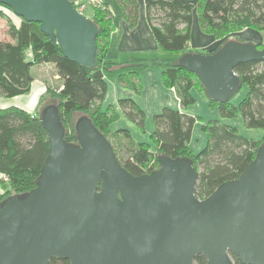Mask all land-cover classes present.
Instances as JSON below:
<instances>
[{"label": "water", "instance_id": "obj_1", "mask_svg": "<svg viewBox=\"0 0 264 264\" xmlns=\"http://www.w3.org/2000/svg\"><path fill=\"white\" fill-rule=\"evenodd\" d=\"M58 44L80 66H95L97 28L68 0H0ZM264 63V47L229 39L208 54L188 52L177 65L192 73L206 98L228 102L241 88L234 68ZM38 120L48 153L36 186L0 202V264H264V142L237 179L206 199L195 196L191 159L158 155L159 167L134 176L87 116L65 141L56 106Z\"/></svg>", "mask_w": 264, "mask_h": 264}, {"label": "trees", "instance_id": "obj_2", "mask_svg": "<svg viewBox=\"0 0 264 264\" xmlns=\"http://www.w3.org/2000/svg\"><path fill=\"white\" fill-rule=\"evenodd\" d=\"M122 19L129 28L137 23V0H115ZM89 19L97 28L95 37V66L86 68L67 60L57 43L39 31L37 23L24 22L10 9L0 4V19L5 20L8 39H0V97L14 98L29 94L34 82L31 69L51 65L59 81L57 92L49 93L52 105L58 109L64 126L65 141L76 142L74 115L87 116L99 132L110 141V126L119 118L112 106L101 109L107 91L106 76L115 75L117 82L138 95L142 89L140 74L150 68H162L161 83L173 89L181 110L195 103L193 90L203 92L196 77L177 65V59L189 50L193 14L197 15L202 32L221 40L243 29H251L264 36V0H196L193 4L177 0H148L145 18L159 51L176 54L168 60L131 58L116 63L105 58L109 35L113 30V16L106 4L94 7ZM14 18L18 21H14ZM264 46L256 44V48ZM217 50V49H216ZM215 50V51H216ZM31 57L27 58L26 52ZM214 52V51H213ZM211 52V53H213ZM246 93L237 106L228 102L209 101L216 107L219 117H240L247 129L264 131V63L239 64L234 68ZM117 108L122 116L144 133L145 113L131 98L119 99ZM200 119L168 107L153 115V130L149 143H136L128 130L115 134L120 138L113 145L119 164L130 174H149L159 167L158 155L171 159L187 157L197 169L195 196L206 199L222 183L232 181L254 159L257 147L264 140H252L239 134L237 128L218 120L200 123L206 141L202 149L193 153L190 140L193 126ZM48 135L38 120V115L25 109L9 106L0 108V202L13 194L29 192L36 186L42 163L48 153ZM155 150H152L151 147ZM234 264H241L231 254ZM51 264H68L54 261ZM194 264H207L198 256Z\"/></svg>", "mask_w": 264, "mask_h": 264}, {"label": "crops", "instance_id": "obj_3", "mask_svg": "<svg viewBox=\"0 0 264 264\" xmlns=\"http://www.w3.org/2000/svg\"><path fill=\"white\" fill-rule=\"evenodd\" d=\"M105 1L106 0H103L104 3ZM147 1L148 0H137V4H138L137 23L133 28H129L127 23L122 19L119 6L117 4L116 6H114V10L116 11L115 12L116 14L111 12L113 16V30L109 35V43L105 55L106 59L116 63H121L131 58L158 59V60H168V59L176 58L177 55L173 56L159 51L145 18V5ZM177 1L182 3L193 4L195 3L196 0H177ZM233 36H237L239 41L242 42H251L254 44L261 42L260 34L251 30H247L245 33L244 32L235 33L233 34ZM220 43L221 40H217L213 36L205 34L204 32L201 31L198 24L197 15L194 13L191 23V29H190L189 50L191 51L204 50L207 53H211L220 46ZM26 56L27 58L31 57L30 51L26 52ZM45 67L52 68L51 65L45 64V65L36 66V69L44 70ZM32 69L35 70V67H33ZM161 72L162 69H160L159 67L150 68L142 72L140 74L142 89L138 95H135L132 90L121 86L111 75L106 76V81H107L106 95L103 101L98 105L101 107V109H105L108 106H112L119 115L117 121L110 126L111 139L113 137L116 140H118L120 138V135L115 133L118 130L125 129L129 131L133 142L149 143V139L147 138H149V135L152 132V129L146 130V126H145V130H144L145 138L143 139L139 138V134H140L139 129L133 123L125 119L122 116L120 110L117 108V101L119 99H124V98L133 99L136 102V104L145 113L146 119L148 116L147 111H150L151 113L150 115H155L164 107L182 111L174 90L172 88L171 89L165 88L161 83ZM53 78L57 79V76L54 75ZM41 83L43 84V82ZM192 94L194 97H196L195 92L194 93L192 92ZM185 112L189 115L190 114L193 115L191 108H187ZM151 148L152 150H155L153 146ZM190 149L193 152L191 146Z\"/></svg>", "mask_w": 264, "mask_h": 264}, {"label": "rangeland", "instance_id": "obj_4", "mask_svg": "<svg viewBox=\"0 0 264 264\" xmlns=\"http://www.w3.org/2000/svg\"><path fill=\"white\" fill-rule=\"evenodd\" d=\"M103 2V1H102ZM102 3L94 6V7H100ZM105 4L109 8L111 12L116 14L114 10V6H116V1L115 0H106ZM94 9L92 6L88 5L83 12V16L87 19H91L93 17ZM14 21H18L17 19L14 18ZM5 20L0 19V39H8L6 36L5 32ZM247 30L251 29H243L240 32L245 33ZM253 31V30H251ZM239 33V32H238ZM232 36V37H231ZM261 42L257 44H261V46H264V36L260 35ZM228 39H233V40H239L237 36H233V34L228 36ZM176 56V54H169ZM162 69V68H160ZM144 72V71H142ZM141 72V73H142ZM31 73L34 77V83L32 84L31 91L29 94L24 95V96H19V97H14V98H2L0 97V108L4 107H9V106H15L19 107L22 109H25L26 111L30 113H35L37 115L40 114L42 109L49 104H52L53 98L50 97L49 93H45V88L49 90L50 93L52 92H57L58 87H59V81L54 77V72L52 68H47L45 67L44 70H38L35 67L34 69H31ZM107 75H111L112 77L115 78V75H112L108 73ZM116 80V78H115ZM141 80V79H140ZM43 82V84L41 82ZM117 81V80H116ZM142 83V82H141ZM195 92L196 97L195 98V103L188 108H191L193 115L198 117L200 119L199 122H197L192 129V136H191V143L190 146L193 150L194 153H197L200 149H202L205 145V135L200 131V123L204 122L206 123L209 120H218L223 124L231 125L237 128L239 134L242 136L252 139V140H264V131L259 130V129H247L243 123L240 117H235L233 119H223L219 117V113L216 107H212L209 105L208 100L205 96L204 93H201L199 91L193 90V93ZM246 93V88L245 86H242L239 91L229 100V103L231 105L237 106V104L240 102V100L244 97ZM187 108L182 109V112L187 114L185 112ZM150 111H147V119L145 117L144 122V130L146 126V130H153V125H152V118L153 115H150ZM189 115V114H188ZM79 118V115H74L72 117V123L74 124L76 120ZM146 123V124H145ZM145 134L141 133L139 134V138H145ZM147 137V135H146ZM148 139V138H147ZM110 141L112 142L113 145L116 144V139L110 137ZM147 142V141H146ZM5 180L2 176H0V180ZM1 188V187H0Z\"/></svg>", "mask_w": 264, "mask_h": 264}, {"label": "built area", "instance_id": "obj_5", "mask_svg": "<svg viewBox=\"0 0 264 264\" xmlns=\"http://www.w3.org/2000/svg\"><path fill=\"white\" fill-rule=\"evenodd\" d=\"M72 7L81 15H83V12L85 11L86 7L88 5L90 6H96L100 3H102L103 0H68Z\"/></svg>", "mask_w": 264, "mask_h": 264}]
</instances>
